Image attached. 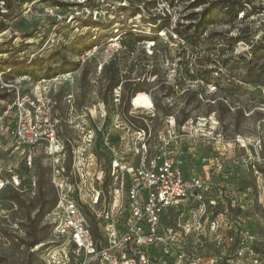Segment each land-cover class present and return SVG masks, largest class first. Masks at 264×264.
Listing matches in <instances>:
<instances>
[{
    "label": "rangeland",
    "instance_id": "1",
    "mask_svg": "<svg viewBox=\"0 0 264 264\" xmlns=\"http://www.w3.org/2000/svg\"><path fill=\"white\" fill-rule=\"evenodd\" d=\"M13 1L8 12L0 0V72L24 93L50 86L63 146L55 158L70 166L81 127L100 125L115 138L126 129L113 125L130 119L149 130L151 152L155 132L179 126L185 147L217 153L231 169L256 236L255 264H264V0ZM11 95L0 87V112ZM11 116L0 117V264H75L52 233L53 158L40 148L31 167L21 164ZM125 137L120 152L136 158L135 135ZM13 169L22 172L18 185ZM232 253L209 264H237Z\"/></svg>",
    "mask_w": 264,
    "mask_h": 264
},
{
    "label": "built area",
    "instance_id": "2",
    "mask_svg": "<svg viewBox=\"0 0 264 264\" xmlns=\"http://www.w3.org/2000/svg\"><path fill=\"white\" fill-rule=\"evenodd\" d=\"M2 74L0 87L12 95L0 117L12 113L9 134L20 163L31 167L40 148L53 158L52 233L69 245L75 264H209L215 257L228 262L230 252L237 264L256 263L243 192L230 182L232 171L219 154L190 151L175 131L179 126L155 132L149 152V130L129 119L113 125L126 129L115 138L100 125L81 127L82 144L66 167L55 158L63 146L59 102L50 86L35 83L33 93H24L20 82ZM129 132L136 158L120 152ZM21 176L20 169L11 170V183L18 185Z\"/></svg>",
    "mask_w": 264,
    "mask_h": 264
},
{
    "label": "trees",
    "instance_id": "3",
    "mask_svg": "<svg viewBox=\"0 0 264 264\" xmlns=\"http://www.w3.org/2000/svg\"><path fill=\"white\" fill-rule=\"evenodd\" d=\"M198 1H200V0H196L195 1V3H198ZM6 2H7V4H8V12L9 11H12V9H13V6H14V1L13 0H6ZM232 5H237V3L235 2V3H232ZM207 15H208V12H203L202 13V16H203V21L201 22V24H199V26L200 27H205V25H206V19H207ZM199 27V28H200ZM5 29V27L2 25V22H0V30L2 31V30H4ZM41 60V59H40ZM41 62H43V61H41ZM34 80H37V79H39L38 78V76H34V78H33ZM5 98L7 97V94H5V96H4ZM4 98V99H5Z\"/></svg>",
    "mask_w": 264,
    "mask_h": 264
},
{
    "label": "bare ground",
    "instance_id": "4",
    "mask_svg": "<svg viewBox=\"0 0 264 264\" xmlns=\"http://www.w3.org/2000/svg\"><path fill=\"white\" fill-rule=\"evenodd\" d=\"M243 142H245V141H243ZM233 144H234V142H232ZM228 144V143H227ZM229 145H232L231 143H229ZM242 145V144H241Z\"/></svg>",
    "mask_w": 264,
    "mask_h": 264
},
{
    "label": "flooded vegetation",
    "instance_id": "5",
    "mask_svg": "<svg viewBox=\"0 0 264 264\" xmlns=\"http://www.w3.org/2000/svg\"><path fill=\"white\" fill-rule=\"evenodd\" d=\"M223 262H227V261H223Z\"/></svg>",
    "mask_w": 264,
    "mask_h": 264
}]
</instances>
